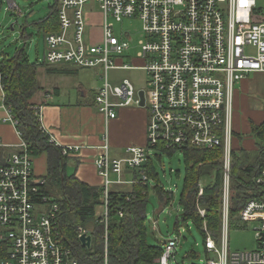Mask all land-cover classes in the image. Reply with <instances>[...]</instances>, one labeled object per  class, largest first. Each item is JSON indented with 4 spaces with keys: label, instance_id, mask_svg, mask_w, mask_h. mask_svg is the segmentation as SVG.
I'll return each instance as SVG.
<instances>
[{
    "label": "built area",
    "instance_id": "2783aa9c",
    "mask_svg": "<svg viewBox=\"0 0 264 264\" xmlns=\"http://www.w3.org/2000/svg\"><path fill=\"white\" fill-rule=\"evenodd\" d=\"M9 1L21 15L16 2ZM56 1L59 29L45 35L44 62L100 69L103 83L95 103L110 119L116 118L121 108L142 106L141 91L149 112L146 145H130L124 157L114 158L106 139L96 160L106 200L101 219L105 224L104 264H110L111 187L145 185L149 177L144 166L150 157L180 152L186 146L223 149L221 233L218 240L209 235L205 242L211 256L206 264H264V165L256 178L259 191L239 213V221L256 223V248L243 252L228 248L234 91L250 74L264 73V0ZM96 13L101 14L100 20L93 17ZM131 17L142 21L143 37L135 59L141 65L124 56L131 47L130 33L119 36L115 32L116 23ZM130 69L147 73V89H138L128 78L113 83L112 70ZM0 86L4 90L1 70ZM6 109L5 120L18 128V120L7 105ZM34 109L40 128L49 142L57 145L42 123L41 108ZM18 134L21 143L0 162V264H80L76 248L63 232L60 205L46 192L47 178L34 172L33 155L19 128ZM4 147L0 140V149ZM61 148L67 156L80 151L81 146ZM127 172L133 173L129 180L124 178ZM203 193L204 183L200 182L198 196ZM198 207L204 217L206 210ZM84 233L91 235L79 227V240ZM178 240L169 239L154 264H169Z\"/></svg>",
    "mask_w": 264,
    "mask_h": 264
},
{
    "label": "trees",
    "instance_id": "16d2710c",
    "mask_svg": "<svg viewBox=\"0 0 264 264\" xmlns=\"http://www.w3.org/2000/svg\"><path fill=\"white\" fill-rule=\"evenodd\" d=\"M58 2L50 14L37 25L45 35L59 29ZM39 64L32 62L21 48L14 57L3 55L0 70L3 73L4 102L18 120V128L33 156L49 153V173L46 176V192L60 205L61 226L67 240L74 245L80 264H104L105 224L101 221L106 206L104 187L90 186L66 172L67 156L62 148L49 142V136L40 128L37 110L31 99L41 89L37 73ZM258 152L255 156L245 149H232L230 173V227L239 225V213L253 199L260 186L256 182L264 165V121L253 125ZM186 164L185 187L181 194L183 223L192 220L205 242L210 235L218 240L221 233V204L224 191L223 149H200L186 146L182 149ZM175 152H167L173 155ZM161 160L162 156H156ZM156 157H150L144 168L149 177L145 185L135 184L129 192L111 191L108 199V255L110 264H154L161 256L163 246L148 242L147 207L151 188L161 206L169 207L174 193L166 190L160 181ZM137 174V173H136ZM179 175V172H178ZM204 179V193L198 196L199 183ZM154 182L152 186L151 183ZM152 186V187H151ZM206 210L203 217L199 207ZM120 212L123 215H120ZM205 225L207 231H205ZM90 231V247L84 246L78 237V228ZM179 221L176 231L179 230Z\"/></svg>",
    "mask_w": 264,
    "mask_h": 264
},
{
    "label": "crops",
    "instance_id": "0c3cea01",
    "mask_svg": "<svg viewBox=\"0 0 264 264\" xmlns=\"http://www.w3.org/2000/svg\"><path fill=\"white\" fill-rule=\"evenodd\" d=\"M101 19V14L93 15ZM38 67V83L41 87L31 99L41 108L42 123L56 140L59 147L78 145L80 151L67 155L66 172L90 186H102L96 160L103 153L102 145L108 139L109 153L114 158L125 156L126 147L144 146L147 143L148 109L144 106H129L119 109L117 117L110 119L100 113L95 95L100 87L88 88L80 70L65 64H47L44 58ZM101 74V70L96 68ZM77 74V82L73 76ZM264 74V73H256ZM122 76L112 77L119 82ZM77 83V84H76ZM4 90L0 86V140L6 147L0 149V162L22 141L18 128L6 121L8 112L4 102ZM249 78L243 79L234 91L233 144L235 149H245L257 154V139L253 125L264 121V100L250 95ZM34 172L39 176L49 173V153L33 156ZM133 173L124 175L126 180ZM131 185H113L111 191H131Z\"/></svg>",
    "mask_w": 264,
    "mask_h": 264
},
{
    "label": "rangeland",
    "instance_id": "374dc122",
    "mask_svg": "<svg viewBox=\"0 0 264 264\" xmlns=\"http://www.w3.org/2000/svg\"><path fill=\"white\" fill-rule=\"evenodd\" d=\"M12 1L16 2L22 13L19 15L18 11L13 10L10 7L9 0H0V61L3 55L14 57L21 48H25L32 62L41 63L46 51L45 34L39 30L37 23L50 14L51 7L56 0ZM12 24H14L13 30L11 29ZM115 32L119 36L124 32L130 33L131 47L124 56H130L132 60L134 59L133 61H136L134 65H141L140 61L135 60L140 50L139 41L143 37L140 18H125L122 22L116 23ZM76 69L80 70L89 89L102 85V74L96 69ZM110 76L128 78L134 82L138 89H147L148 87L146 82L148 76L142 69L112 70ZM77 78L78 75L75 74L72 78L74 83L77 82ZM247 78H249L250 95L264 100V74L256 75V73H253ZM239 84L237 83L236 87ZM254 154L252 155L254 156ZM155 161L161 184L166 190L174 193V200L171 206L163 208L158 196L151 188L147 207L148 242L153 245L165 246L169 239L178 238L177 251L169 264H206L207 259L211 256L207 254L205 239L192 220H189L187 225L183 223L184 209L180 204V199L185 187L186 164L184 155L178 151L172 156L163 153L162 159L157 160L156 157ZM43 174L45 173L39 175ZM201 183H204V179ZM151 185L153 186L154 182ZM178 221L180 234L175 228ZM255 226L256 223L240 221L239 225L230 227L229 251L243 252L255 249Z\"/></svg>",
    "mask_w": 264,
    "mask_h": 264
},
{
    "label": "water",
    "instance_id": "95a60500",
    "mask_svg": "<svg viewBox=\"0 0 264 264\" xmlns=\"http://www.w3.org/2000/svg\"><path fill=\"white\" fill-rule=\"evenodd\" d=\"M11 29H14V24L11 25ZM140 96H141V105L144 106L145 104V97H144V91L140 92ZM55 200V199H54ZM80 241L81 243L86 246V247H90L91 246V242H92V236L90 234L84 233L81 237H80Z\"/></svg>",
    "mask_w": 264,
    "mask_h": 264
}]
</instances>
